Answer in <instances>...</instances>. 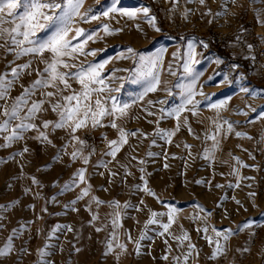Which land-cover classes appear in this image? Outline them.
<instances>
[{
    "label": "rangeland",
    "instance_id": "obj_1",
    "mask_svg": "<svg viewBox=\"0 0 264 264\" xmlns=\"http://www.w3.org/2000/svg\"><path fill=\"white\" fill-rule=\"evenodd\" d=\"M175 1L84 0L82 10L91 8L93 14L106 10L113 3L119 8L148 7L157 18L160 31H156L142 13L130 18L112 12L109 17L80 22L79 26L86 29L94 30L102 23H107L110 28L121 31L105 34L100 28L98 36L101 38L88 41L86 45L87 49H97L95 55H81L73 62L99 63L113 57L105 65L102 75L111 81L113 89L120 90L110 93L106 91L104 95H112L119 101L127 102L141 91L143 81L128 78V73L123 70L135 67V61L116 59L117 55H127L125 50L128 47L144 55H154L158 49L164 48L166 51L163 53L160 75L162 81H167L171 94L163 90L165 85L162 83L157 91L148 93L145 98L156 102L147 106L151 115L144 110V102L138 101L126 117L117 121L128 130L141 131L136 136L129 135L128 142L121 147L115 158L106 155L107 140L118 137V130L108 123L110 117L105 118L100 127L93 129L89 125L77 130L76 135L86 141L83 153H91L87 165L79 157L76 160L71 158L70 153L79 144L76 141L70 142L69 129L53 131L49 126L45 131L51 143L37 139L38 131L28 129L23 139L7 147H0V248L8 243L9 237L12 242V251L0 255V264H38L40 258L37 250L41 247H46L48 254L45 260L51 264H232L233 261H239L240 264H264V117H261L264 112V79H255L251 66L237 61V78L230 83V75L224 67L228 56L224 48L218 45L216 37V34L239 32L240 27L245 25L244 22H238L242 14L253 18L257 32L264 35V0H206L205 5H200L198 0H184V8L178 11L174 6ZM225 3L226 12L223 9ZM168 8L175 13L176 28L172 31L165 27L164 12ZM209 8L212 14H208ZM185 9H191L187 19L182 16ZM202 19L205 22L204 31L201 34L192 33L190 26ZM189 39H194V58L199 61L194 65L195 72L199 74L195 97L200 101L196 106L198 115L183 113L182 116H188L193 133H189L187 126L181 124L172 141L168 142L157 135L154 129L157 126L173 129L176 120L174 117L159 119L162 107L159 101L166 100V105H163L165 107L179 104L182 91L180 86L193 79L192 73H186L183 67ZM200 41L208 46L203 47ZM3 43L0 40V45ZM217 57L220 58L219 63ZM28 61H31L30 67L19 70L18 77L9 89V105L23 92L24 87L36 79V70H42L45 65L37 57L24 55L17 58L0 47V73H7L9 79H12V67ZM113 69L116 71L113 72ZM225 75L228 80H225ZM71 83L73 88L79 87L76 81ZM243 88L250 91L245 93L241 91ZM201 89L204 95L199 94ZM44 91L36 89L29 98V104L34 100L46 101L42 105L45 110L38 112L35 120L40 130H44L43 119H58V114L52 111L47 98L41 96ZM68 91L64 94L67 95ZM252 91L257 95L253 96ZM226 98L230 99L220 115L233 123V131L218 137L220 147L215 151L216 159L209 161L204 158V148L212 142L205 140V131L211 127L209 117L214 118L216 113L208 105ZM2 104L3 101H0ZM25 111L27 106L21 114ZM0 120H3L2 115ZM236 131L246 132L248 136L237 137ZM5 135L7 132H0V144L4 143ZM153 139L155 144L151 143ZM65 143L68 147L62 149ZM185 143L192 146L190 150L185 148ZM25 146L28 149L26 152ZM58 152L59 159H53ZM234 157H239L243 164ZM100 160L106 166L98 164ZM81 167L86 168V180L75 187L64 189L65 182L70 181L72 174ZM233 167L238 169L239 177L232 171ZM33 176L40 181L39 185L32 182ZM145 180L156 196L144 191ZM89 183V195L76 200L73 205L72 201L79 195L80 189ZM93 195L101 201L116 200L120 204L89 203ZM12 201L18 202L9 206ZM126 201L127 208L124 207ZM169 205L177 209L170 226L171 235H160V225H147L146 235L140 239V250L137 253L135 241L145 229V222L151 212L164 213L156 218L167 222ZM117 211L121 215L117 227L113 229L112 220ZM93 215L97 217L95 220L92 219ZM245 224L248 227H243ZM57 225L61 227L57 228ZM64 225H70V229ZM257 227L263 231L262 238L257 246L250 249L248 242ZM97 228L101 230L97 231ZM213 228L221 233L231 230L228 239L225 241L223 235L217 237ZM113 231L117 233L116 236L112 235ZM183 232L188 233V240L181 242L173 238L181 236ZM129 235L131 240L128 239ZM110 239L114 247L112 251L106 252ZM217 240L224 251L213 257ZM120 244L127 247L121 249ZM189 244L195 247L189 249ZM226 253H232V258L224 257ZM185 255L188 256L186 262Z\"/></svg>",
    "mask_w": 264,
    "mask_h": 264
},
{
    "label": "snow or ice",
    "instance_id": "obj_2",
    "mask_svg": "<svg viewBox=\"0 0 264 264\" xmlns=\"http://www.w3.org/2000/svg\"><path fill=\"white\" fill-rule=\"evenodd\" d=\"M198 3L200 5H205L206 0H198ZM83 5L84 0H0V40L4 41L0 47H3L7 53H13L17 58L24 55H32L39 58L45 65L42 70H36V79H34L29 86L24 87L23 92L12 100L11 105L7 103L9 89L12 87L14 80L18 77L19 70L29 68L31 61L12 67V79L8 78L7 73H0V101H3V104L0 105V115L3 116V120H0V132H7V135L4 136V143L0 144V147H7L12 142L23 139L24 132L28 129L37 130V139H42L48 143L52 142L49 139L47 131H45L49 129V126H51L53 131L56 129H69L70 142L76 141L79 144V147H75L70 153V156L73 160L79 157L83 160V163L87 165L91 153L87 155L83 153L86 141L81 140L80 137L76 135L77 130L86 128L89 125L93 129L100 127L103 125L105 118L110 117L108 123L112 128L118 130V137L116 139L107 140L108 151L106 155L115 158L121 147L128 142L129 135L136 136L137 132L141 131L140 129H136L135 131L128 130L118 124L117 121L126 117L130 108L136 105L138 101L144 102V110L151 115V110L147 106L154 105L156 102L151 99L146 100L145 98L148 93L157 91L162 83L165 85L163 90L171 94V89L167 87V81H162L160 75L163 53L166 49L160 48L154 55H144L138 53L132 47H128L125 50L127 55L120 53L117 55L116 59L123 58L135 61V67L126 68L123 71L128 73V78L130 79L142 80L143 87L141 91L135 94L133 99L127 102L119 101L117 97L112 95H104L106 91L110 93L120 90L119 88L113 89L110 86L111 81H107L102 75L105 65L113 59V57H108L99 63H74L73 61L78 60L81 55H95L97 49H87L86 45L88 41L101 38L98 36L100 28L103 29L105 34L119 32L121 29H112L109 24L102 23L93 30L82 28L79 26V23L99 20L100 17H109V14L112 12H119L121 15H126L130 18H135L138 13H142L144 18L148 20V23L156 31H160V28L157 26L156 16L151 14V10L148 7L138 9L119 8L113 3L111 7L106 10L93 14L91 8L82 10ZM223 9L225 12L227 11L226 3L223 5ZM190 12L191 9H185L182 16L187 19ZM207 12L208 14H212L210 8L207 9ZM219 14L220 13H215L214 15ZM137 28H139V25H137ZM9 41L12 46L9 45ZM200 43L205 48L208 46L203 41H200ZM247 47L251 49L252 45L249 44ZM46 53L47 56H45ZM173 55L175 56L176 53H173ZM195 56L194 39H189L187 42V58L184 60L183 67L186 73H192L193 79L187 84L180 86L182 91L180 93L181 102L179 104L173 107H165L163 105H166V100L162 99L159 101L162 105L159 119L174 117L176 120V127L173 129H162L159 126L154 129L157 135L166 139L168 142L172 141V137L179 131L181 124L187 126L189 133H193V128L189 123L188 116H182V114L190 112L193 116L198 115L196 106L199 105L200 101L195 99V97L197 95L199 74L195 72L194 65L199 63V61L194 58ZM219 62L220 58L217 57V63ZM9 63H11V61H9ZM232 67L236 68L238 66L233 65ZM170 69L171 64H169V70ZM115 71L116 69H113V72ZM115 78L123 80V78L120 77ZM225 80H228L227 75H225ZM71 81H76L79 87L73 88ZM221 83H223V81H221ZM49 88L52 90L47 91ZM36 89L46 90L41 92V96L47 98V102L51 105L52 111L58 114V119L56 120H42V128L44 130H40V126L35 123V120L37 118V113L45 110L42 108V105L46 102L45 99L34 100L29 104V98ZM66 90H70L67 95L64 94ZM241 91L248 93L250 90L243 88ZM199 94L204 95L202 89ZM251 94L253 96L257 95L255 91H252ZM54 97L59 98L53 100L52 98ZM228 99L230 98L219 100L215 104L208 105L209 108L215 110L216 114L214 118L209 117L211 127L205 131V140H211L212 142L210 146L204 148V158L206 160L212 161L216 159L215 151L220 147V140L218 137L222 133L226 135L233 131V123L220 115L221 110L227 106ZM109 101H111L110 104L108 103ZM25 106H27V111L21 114ZM241 111H243V109H241ZM261 117H264V112L261 113ZM13 121L17 122L13 123ZM156 123L159 125V120H157ZM143 135H147V133H143ZM235 135L237 137L248 136V133L236 131ZM151 143L155 144V139H153ZM184 146L189 150L192 147L187 143H185ZM67 147V143L61 146L62 149H67ZM93 150H95L94 146ZM24 151H28L26 146ZM189 154H191L190 151ZM59 155L60 153L58 152L53 159H59ZM149 155H154V153H149ZM234 159L240 164H243V161H240L239 157H234ZM98 164L104 165V161L100 160ZM47 166L49 165H46V167ZM165 167H167V165H165ZM141 171H143V169H141ZM232 171L239 177V172L236 167H233ZM85 173L86 168L81 167L77 169L72 174L73 178L65 182L64 189L75 187L85 181ZM141 178L143 179V177ZM31 179L34 184H40V181L37 180L35 176ZM135 187L139 188L140 186L136 185ZM217 187H219V185H217ZM90 189V183L86 187L81 188L79 195L72 201V204L74 205L76 200L88 196ZM144 191L152 196L157 195L154 190L147 186L146 180L144 182ZM36 195H39V193H36ZM91 201H95L97 205L109 203L119 206L120 204V202L116 200L107 202L101 201L99 197L94 195L90 197L89 203ZM15 202L18 201L9 202V206L11 203ZM124 207H128L127 201L124 203ZM197 207L200 206L197 205ZM176 211L177 209L173 206H168L167 222H162L156 218L158 215H164V213L158 214L155 211L151 212L149 219L145 222V229L141 231L140 238L135 241L137 253H139L140 250V239H143L146 235L147 225H160L162 227V231L159 233L160 235H164L165 233L171 235L170 226L174 222V213ZM120 215L121 213L119 211L114 213V218L112 220L113 229L117 227V220ZM96 218V215H93L92 219L95 220ZM59 227L61 226L57 225V228ZM63 227H68L70 229V225H64ZM243 227H248V224H245ZM100 230L101 229L97 228V231ZM53 231H55V229H53ZM205 231H207V228H205ZM213 231L216 233L217 237L223 235L225 241L228 239V235L231 232V230H228V232L221 233L215 228H213ZM112 235L116 236L117 233L113 231ZM173 238L182 242L188 240L189 236L187 232H183L181 236H174ZM128 239H132L131 235L128 236ZM113 247L114 245L110 239L105 251L110 252ZM119 247L125 249L127 245L120 244ZM194 247L195 245H188L189 249ZM11 251L12 242L11 237H9L8 243H6L3 248H0V255H6ZM21 251H26V249H21ZM37 251L40 258L38 264H51L50 261L45 260V256L48 254L46 247H41ZM76 251H79V249H76ZM223 251L224 249L220 241L217 240L216 248L212 253L213 257L218 256ZM164 258L167 259V256ZM173 259L179 260L178 257H173ZM187 259L188 256L185 255V262Z\"/></svg>",
    "mask_w": 264,
    "mask_h": 264
},
{
    "label": "built area",
    "instance_id": "obj_3",
    "mask_svg": "<svg viewBox=\"0 0 264 264\" xmlns=\"http://www.w3.org/2000/svg\"><path fill=\"white\" fill-rule=\"evenodd\" d=\"M174 6L177 11L182 10L185 2L184 0H176ZM174 16L175 13L172 9L168 8L165 10V27L169 31L176 28ZM238 22L245 23L244 27H240L239 32H237L238 28H236L237 33L235 34H216L218 45L224 48L228 56V61L225 62L224 67L230 75L229 81L233 83L237 78L235 74L238 67H232L233 65H237V61L251 66L255 79H264V35L257 32L254 19L248 18V14H242ZM204 25L205 22L202 19L199 22L193 23L190 26V30L192 33L201 34L204 31ZM249 44L252 45L251 49L247 47ZM262 232L260 227L256 228V231L252 234L248 242L250 249L257 246L262 238Z\"/></svg>",
    "mask_w": 264,
    "mask_h": 264
},
{
    "label": "crops",
    "instance_id": "obj_4",
    "mask_svg": "<svg viewBox=\"0 0 264 264\" xmlns=\"http://www.w3.org/2000/svg\"><path fill=\"white\" fill-rule=\"evenodd\" d=\"M227 256H229V258L231 259L233 255H232V253H226L225 257H227ZM248 256H250V254ZM232 264H240V263H239V261L238 262L233 261ZM249 264H258V263L250 262Z\"/></svg>",
    "mask_w": 264,
    "mask_h": 264
}]
</instances>
